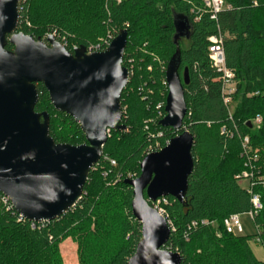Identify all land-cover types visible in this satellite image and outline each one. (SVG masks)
Here are the masks:
<instances>
[{
	"label": "trees",
	"instance_id": "1",
	"mask_svg": "<svg viewBox=\"0 0 264 264\" xmlns=\"http://www.w3.org/2000/svg\"><path fill=\"white\" fill-rule=\"evenodd\" d=\"M223 1L215 20L202 8L196 21L191 10L201 8V0H21L17 32L36 40L54 36L70 52L128 32L123 65L131 79L121 96L127 130L109 133L81 200L60 219L33 224L7 207L0 194V264H64L60 245L69 238L78 245L79 264H128L141 239V224L132 214L133 190L124 181L140 176L149 151H159L187 131L194 137V170L186 204L168 197L165 207L175 230L164 248L180 254L182 264H264L251 249L252 237L228 234L223 225L225 218L252 210L251 194L235 178L248 161L253 192L264 205V0ZM176 15L187 16L192 27L179 47L174 43ZM215 35L224 37L226 64L235 74L230 108L208 55L209 38ZM6 49L14 47L8 43ZM178 49L180 75L188 69L190 83L184 85L187 115L175 132L160 122L166 116V70ZM38 91L35 110L49 114L54 141L85 144L80 126L54 110L42 85ZM258 116L261 129L251 128ZM244 137L250 140L249 153ZM253 223L264 248V208Z\"/></svg>",
	"mask_w": 264,
	"mask_h": 264
},
{
	"label": "water",
	"instance_id": "2",
	"mask_svg": "<svg viewBox=\"0 0 264 264\" xmlns=\"http://www.w3.org/2000/svg\"><path fill=\"white\" fill-rule=\"evenodd\" d=\"M19 8L20 0H0V194L23 219L49 223L79 203L109 133L127 130L121 96L131 79L123 65L128 32L122 30L104 52L88 55L84 46L70 52L54 36L36 40L18 33ZM174 27L179 47L191 36L189 18L176 15ZM8 43L13 51L6 49ZM180 65L178 49L166 70V116L160 122L175 132L187 115L184 85L190 83L189 70L181 76ZM38 85L48 92L56 112L80 126L85 144L54 141L49 114L35 110ZM193 145L188 131L172 138L144 158L139 177L124 181L133 190L132 214L141 224V239L128 264H182L180 254L164 248L171 228L151 203L172 197L186 204Z\"/></svg>",
	"mask_w": 264,
	"mask_h": 264
},
{
	"label": "built area",
	"instance_id": "3",
	"mask_svg": "<svg viewBox=\"0 0 264 264\" xmlns=\"http://www.w3.org/2000/svg\"><path fill=\"white\" fill-rule=\"evenodd\" d=\"M201 3H202L201 8L194 6L192 7V10H191L192 14L197 16L196 21H199L198 16L202 8L211 14V18L213 20H215L217 14L225 8V3L223 0H201ZM112 41H105L101 45L92 46L86 49V53L88 55H91L93 53L104 52L105 50L109 48ZM209 43H210L209 48H208L209 59L211 61L213 68H215L217 72L220 73L221 75L220 81L223 87L224 101L227 104V106L230 108L232 106L233 96L236 92L237 86H236V81H235V74L227 67V64H226V55L224 51V37L221 35H215L209 38ZM165 84L167 85V83ZM250 123L252 124V127L260 128L263 123V119L260 116H258ZM249 142L250 140L248 137L243 138V146L247 153L250 152ZM153 152H157V150L149 151L148 155ZM254 159L256 160L257 158H254ZM249 160H252V159H249ZM111 165L116 166V162L111 160ZM235 178L239 180L242 184L246 185L247 190L252 196V201H251L252 210L247 214L250 216L251 220L253 221L254 217L263 210L264 205L262 203L261 196L258 193L253 192V187L255 186V181H254L255 177H254V172H253L251 161L250 162L248 161L244 164L243 169H241V171L235 175ZM2 197H3L2 201L4 202V204L7 207L14 209L10 201L5 196H2ZM168 204H169L168 198L163 197V198L158 199L155 203H151V206L154 209H156L158 213L166 219V221L168 222L171 228V232H172L175 229L173 228V225L169 219V214L165 207ZM196 225H197L196 223H193L192 227H196ZM223 225L228 234L235 235V236H242L244 234V226L241 221V215L239 214H234V215H231L225 218ZM256 240L258 243L261 244L259 239H256Z\"/></svg>",
	"mask_w": 264,
	"mask_h": 264
},
{
	"label": "rangeland",
	"instance_id": "4",
	"mask_svg": "<svg viewBox=\"0 0 264 264\" xmlns=\"http://www.w3.org/2000/svg\"><path fill=\"white\" fill-rule=\"evenodd\" d=\"M261 127L258 129H261ZM243 185L245 186V184ZM241 221L244 226L243 236H248L253 238L250 242V246L255 257L260 261H264V248L260 243L257 242L255 238L257 230L253 221L251 220L248 214L241 215ZM77 251H78V245L75 242H73L71 238L65 240L60 245V253L64 261V264H79Z\"/></svg>",
	"mask_w": 264,
	"mask_h": 264
}]
</instances>
